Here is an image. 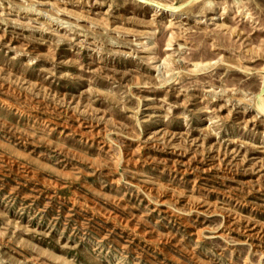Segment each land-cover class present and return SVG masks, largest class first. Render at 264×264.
<instances>
[{
    "label": "rangeland",
    "instance_id": "rangeland-1",
    "mask_svg": "<svg viewBox=\"0 0 264 264\" xmlns=\"http://www.w3.org/2000/svg\"><path fill=\"white\" fill-rule=\"evenodd\" d=\"M158 1L0 0V264H264V0Z\"/></svg>",
    "mask_w": 264,
    "mask_h": 264
},
{
    "label": "bare ground",
    "instance_id": "bare-ground-1",
    "mask_svg": "<svg viewBox=\"0 0 264 264\" xmlns=\"http://www.w3.org/2000/svg\"><path fill=\"white\" fill-rule=\"evenodd\" d=\"M146 1H155L158 5H160V6H158V7H161L162 9L163 8H167V9H169V8H171V7H173V9H174V12L175 11H177V10H179L180 8H181V6H174L173 4H171V3H168V2H161V1H158V0H146ZM157 7V6H156ZM204 67H199V69H203ZM169 79V78H168ZM168 79H166V81L168 80ZM264 84V83H263ZM254 102H255V107L258 109V111H261V112H263L264 113V97L262 96V97H260V101H257L256 100V95L254 94ZM258 97V96H257ZM257 111V110H256Z\"/></svg>",
    "mask_w": 264,
    "mask_h": 264
}]
</instances>
